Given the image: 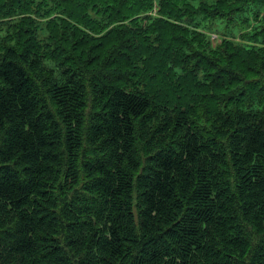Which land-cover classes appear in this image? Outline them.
I'll return each instance as SVG.
<instances>
[{
    "label": "trees",
    "instance_id": "trees-1",
    "mask_svg": "<svg viewBox=\"0 0 264 264\" xmlns=\"http://www.w3.org/2000/svg\"><path fill=\"white\" fill-rule=\"evenodd\" d=\"M154 5L0 0V264H264V0Z\"/></svg>",
    "mask_w": 264,
    "mask_h": 264
},
{
    "label": "rangeland",
    "instance_id": "rangeland-1",
    "mask_svg": "<svg viewBox=\"0 0 264 264\" xmlns=\"http://www.w3.org/2000/svg\"><path fill=\"white\" fill-rule=\"evenodd\" d=\"M154 1L156 5H154V9L149 13V16L157 15L158 12L157 4H159L161 0H154ZM176 1H178L181 6L189 3L192 4L194 7H199V5L203 2L210 4L211 6H215V4L217 3V0H176ZM244 11L245 13L236 20L237 24L233 26L228 25L227 22L223 20H216V21L207 20L203 16H201L202 15L201 13L197 15L199 17L195 20V22L193 21L194 24H191V27L197 28L199 31L203 33L205 32L208 36L207 39L208 43H211L213 47L219 45V43H221L223 39L230 40L232 42H235L236 44H240L244 46L261 45V43L251 41L250 39L244 37L250 35L253 32L255 33V31L260 29L262 18L264 16V9L255 8L254 6L247 5ZM255 13H259V19L255 16ZM48 21L49 18L47 19V17L44 19L41 18L38 19V26L40 27L39 34L41 35V37H45L47 35L46 24L48 23Z\"/></svg>",
    "mask_w": 264,
    "mask_h": 264
}]
</instances>
